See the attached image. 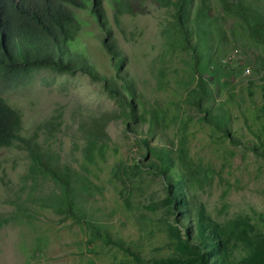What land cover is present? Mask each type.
<instances>
[{"label": "rangeland", "instance_id": "rangeland-1", "mask_svg": "<svg viewBox=\"0 0 264 264\" xmlns=\"http://www.w3.org/2000/svg\"><path fill=\"white\" fill-rule=\"evenodd\" d=\"M206 1L212 29H220L222 39L207 49L218 70L204 75L205 115L190 102L193 55L164 0L102 1L109 33L75 10L89 21L79 43L97 71L117 83V98L105 79L48 68L32 71L5 92L24 130L35 132L40 144L94 184L91 213L121 247L90 238L54 204L59 186L30 176L23 150L2 147L0 264H200L197 249L185 243L197 238L200 218L216 225L223 240L222 260L218 249L212 254L218 264H264L263 249H253L264 232V156L244 146L264 153V45L250 39L218 0ZM101 36H110L119 51L126 80L117 78ZM121 96L133 100L136 120L126 117L117 102ZM220 120L244 145L214 127ZM148 129L152 134L146 136ZM143 136L148 145L164 148L171 171L183 176L174 201L167 197L166 177L147 164L153 156L139 143ZM91 138L95 143L89 146ZM136 161L143 165L136 167Z\"/></svg>", "mask_w": 264, "mask_h": 264}, {"label": "trees", "instance_id": "trees-1", "mask_svg": "<svg viewBox=\"0 0 264 264\" xmlns=\"http://www.w3.org/2000/svg\"><path fill=\"white\" fill-rule=\"evenodd\" d=\"M102 1L108 5L113 4L112 0H0V148L15 147L23 150L30 161L27 169L29 175L45 177L59 186L61 192L53 200L64 215L82 224L89 231L90 238H101L107 244L121 247V243L112 238L105 224L99 223L91 213L94 184L72 170L68 164L62 163L58 154L49 147L40 144L35 132H26L18 112L4 99L8 89L17 87L26 81L32 71L40 68L67 73L81 71L92 79H105L90 62L84 46L79 43L78 33L89 21L83 17L81 19L75 11L82 10L81 14H89L88 18L96 21L99 32L109 33V25L103 16ZM218 2L225 13L233 15L243 24L250 39L264 45V0ZM164 3L169 6L175 19L181 43L193 55L196 87L189 92L190 102L205 115L207 109L202 106V100L209 96V88L204 75L213 74L218 70V62L213 60L214 55L207 49H213L211 44L215 40H221L222 33L220 29H212L206 0H164ZM110 39V36L100 38L115 68L117 78L126 80L120 72L122 57ZM105 83L110 95L117 98L116 88L113 87L117 86V83L107 80ZM119 86L131 96V89L122 83ZM117 102L126 112L128 119L136 120L137 111L132 99L121 96ZM260 111L264 116V99ZM138 116H142V112H138ZM213 123L231 142L243 144L230 135L225 127L226 120ZM50 125L54 126L52 123ZM145 133L147 136L152 134V131L148 129ZM92 138L89 146L95 143ZM147 140L144 136L138 138L145 151L153 156L147 164L166 177L167 197L174 201L178 198L175 185L182 182L183 176L171 171L170 156L165 149L150 146ZM244 146L264 156L263 151H259L256 145ZM135 165L139 167L143 164L136 161ZM262 222L264 225V217ZM217 230V226L212 225L209 220L200 218L194 230L197 238L194 241L186 239V244H191L197 249L200 264H208L205 258L209 257L210 260L214 259L212 264H218L212 255L215 249H218L216 252L222 260L224 243L215 234ZM253 249L264 251V232L258 233Z\"/></svg>", "mask_w": 264, "mask_h": 264}, {"label": "built area", "instance_id": "built-area-1", "mask_svg": "<svg viewBox=\"0 0 264 264\" xmlns=\"http://www.w3.org/2000/svg\"><path fill=\"white\" fill-rule=\"evenodd\" d=\"M236 50V49H235Z\"/></svg>", "mask_w": 264, "mask_h": 264}]
</instances>
